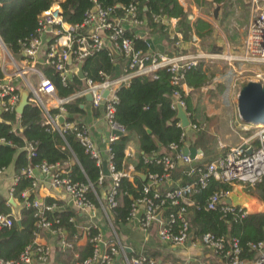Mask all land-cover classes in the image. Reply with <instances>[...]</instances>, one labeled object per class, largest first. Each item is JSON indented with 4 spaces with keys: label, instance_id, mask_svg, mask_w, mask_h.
I'll use <instances>...</instances> for the list:
<instances>
[{
    "label": "built area",
    "instance_id": "obj_1",
    "mask_svg": "<svg viewBox=\"0 0 264 264\" xmlns=\"http://www.w3.org/2000/svg\"><path fill=\"white\" fill-rule=\"evenodd\" d=\"M63 0H54L52 5L46 11L40 13L37 18V26L32 36L21 42L20 58L16 59L9 55L12 72L11 76L21 77L25 74L32 73L35 78V85L28 84L31 90V102L40 105L44 110L43 125L51 126L60 134L67 130H72L75 137L82 146L84 152L95 160L97 166L101 167L103 156L96 146L89 129L84 125H79L78 121H67V112L63 104L77 97L92 95V104L95 107L103 108V119L110 130L120 131L122 135L126 134L125 128L115 120V104L117 102L116 91L121 84H126L132 77L138 75H147L151 78H157L156 72L160 68H166L171 73V83L180 87L185 72L196 66L199 59L206 57L204 53H178L173 56L160 53L158 51L150 52L134 47L132 38L125 35L124 24L122 21L130 25H141L143 21L137 17L136 6L131 4L125 8V14L121 18L111 17L113 8H101L96 5L91 11H88L81 23H68L63 17V11L60 2ZM259 1L262 5H259ZM250 0V3L258 13L255 12L254 19L248 29V33L244 41L239 47L240 58L244 62H251L259 66L258 69L252 70L253 81L264 83V0ZM156 22L164 24V28L169 30L171 22L163 18H155ZM172 33V39L182 38ZM177 43V42H176ZM105 45L112 46L115 51L120 53L126 60V66L122 68L120 74L113 76L103 75V79L94 82L87 78L84 73V85L72 95L66 98H58L55 94V88L49 78L45 77L43 72L37 67L39 59L45 65L53 66L58 72L61 81L65 84L70 76L76 72L68 63L71 56L73 66L83 63L84 59L95 51H98ZM0 48L3 50L6 46L0 39ZM1 71V70H0ZM3 73V74H2ZM0 76V113L12 112L19 102V93L15 92V86L10 82V76L1 71ZM108 91V95L104 97V92ZM43 96L49 100H54V107L59 112L52 116ZM180 105L185 110V103L180 98L178 91L173 93L172 108ZM17 114V113H16ZM17 116H20L17 114ZM64 118L62 125L58 124V119ZM180 125V123H179ZM253 131L247 138L237 142L229 147L222 155L213 161L206 163L204 170H201L199 179L193 185H179L164 193L153 188V184L159 183L169 175L167 172L152 173L148 180L150 183L143 187V195L138 197L131 203L127 221L138 220L139 225L144 231H147L152 225L157 224V234L162 242H166L175 247L182 246L189 239L190 231V199L194 192H199L200 188L207 185L208 179H214L232 184H240L243 187H254L261 183L264 179V124L249 125L243 124V130ZM197 129L195 124H190L187 129ZM186 136V130L181 135L180 140L183 141ZM119 136H111V142ZM4 139H0V143H4ZM172 151L177 152L174 158L169 155L163 156L161 159L155 160L158 166H169L177 159L189 161L188 156L184 157L180 152L179 144L172 142L169 145ZM28 157L33 155L34 147L31 143L25 145ZM110 147L108 148L107 168L109 176L112 179L106 190L104 201L98 203V206L88 197V192L94 190L92 184H83L73 182L69 176L68 164L55 163L49 164L45 161L40 164L28 165L21 173L32 179L30 190L22 193L23 197L28 198L34 193V189L39 182L38 173L47 178L48 184L52 189H61L69 202L82 214L94 213L95 208H101L109 212V216L113 217L112 209L117 206V188L120 178V172L115 170L110 155ZM196 157V155H195ZM194 157V158H195ZM6 167L0 168V175L4 173ZM99 179L102 178V172ZM125 178V177H124ZM19 177L14 176L13 183L9 188V197L13 196L14 185ZM98 179V180H99ZM98 182V181H97ZM99 184V182L97 183ZM153 190V191H152ZM150 192L152 194L150 195ZM228 191H216L208 199L206 208L215 210L221 207L224 213H234L238 210L241 216L248 212L240 207L232 204L224 203V199ZM168 201L169 205H166ZM26 205H32L37 208L35 217L37 218V230L34 232L35 237L42 230L51 232H61L63 228L53 227L52 221L48 220L44 213L54 210L55 203L48 205L34 199L32 202L27 201ZM194 206V205H193ZM166 207L173 208L171 212L166 214ZM194 208V207H193ZM197 210V207H195ZM15 215L0 214V229L10 227ZM75 218L71 217L70 221L74 222ZM56 223L59 221L56 219ZM111 223V221H110ZM178 224V229L174 230ZM96 229L92 226L86 228L87 240L93 244L92 254L82 262L76 264H114L116 257L120 256L123 264H159L156 258L149 256L145 252L128 253L126 246L120 242L111 240L104 241L100 234L90 235V230ZM194 239L203 249L204 256L199 264H264V238L257 241H249L246 244V250L241 246L239 239L230 240V246L225 249V239L216 238L210 233L197 230L194 232ZM66 243V242H65ZM66 246L71 247L70 243ZM251 253L252 256L244 257V253ZM50 250L47 246L36 243L25 247L17 260H3L0 258V264H44L49 256ZM77 259L78 256H75Z\"/></svg>",
    "mask_w": 264,
    "mask_h": 264
},
{
    "label": "trees",
    "instance_id": "obj_2",
    "mask_svg": "<svg viewBox=\"0 0 264 264\" xmlns=\"http://www.w3.org/2000/svg\"><path fill=\"white\" fill-rule=\"evenodd\" d=\"M195 1L198 2V0ZM226 1L210 0L212 4L218 6ZM53 2L54 0H0V39L14 58H20L21 42L32 36L37 26L38 15L49 9ZM131 4L136 6L138 19L143 21V24L137 26L127 27L126 22L123 25L125 35L132 38L135 48L149 50L145 39L139 36L136 29L143 31L148 38L159 33L167 44L176 41V39L171 38L169 30L164 28V24L156 22L155 18H163V13H167L171 17L183 18L186 14L178 0H63L60 2V7L63 11V17L68 23L78 24L83 21L86 13L96 5L101 8H113L111 17L121 18L125 14V8ZM181 25L183 28L185 26L183 40H189L187 38L191 32L202 39L213 31L212 25L200 18L185 24L183 21ZM178 53L165 54L173 56ZM122 58L125 60L122 55L115 60L109 47L105 45L86 57L82 63V68L87 78L99 82L103 79L101 74L110 75L114 70V64L122 62ZM126 63L125 60V66ZM71 66L73 64L68 65V67ZM37 67L53 83L58 98H66L84 85V80H81L76 73H73L72 78L64 84L53 66L38 63ZM225 67L226 64L219 67L217 62L201 58L196 66L185 72L180 87L171 83V73L166 68L157 70V78L138 75L132 77L126 84H121L116 91L115 120L125 128L126 134L114 139L109 145L115 170L119 172L126 167L125 150L131 139L135 140L139 149L134 164L136 169L158 166L155 164V160L166 155L174 158L175 153L169 148V145L175 142L181 148L183 141L180 138L184 132L176 118L177 109L172 108L174 91L179 92L180 98L185 103V110L191 124L196 125L198 145L204 147L205 155H210L211 151L206 149V145H213L215 140L202 130L203 125L191 115L193 110L191 93L186 95L182 86L186 84L191 91H197L217 73H225L227 70ZM15 92L19 93L17 88H15ZM84 101L85 96H81L63 104L69 115L67 121L76 122L74 117L84 114V110L80 108ZM58 112L57 108L49 109L52 116ZM44 119L43 108L35 102L26 106L20 116H17L15 111L0 113V139L5 140L4 143H0V168L14 165L19 179L14 185L13 197L22 204L17 212L20 227L15 219L10 227L0 229V258L3 260H17L25 247L33 244L35 239L37 208L25 204L27 201L32 202L35 199V194H30L28 198L22 196V193L30 190L32 186V179L21 173L28 165L40 164L43 161L49 164L66 162L69 176L73 182L90 183L97 191L96 182L101 175V167L97 166L95 160L84 152L72 130L60 134L51 126L43 125ZM253 129L251 126V130L247 131L248 134ZM147 130H150V133ZM27 143H31L34 147L33 155L30 157L25 150ZM130 161L134 162V159ZM201 170H204V167L186 172V184L193 185L196 183ZM146 184L147 182L138 176L132 179L122 178L119 180L116 196L117 206L112 209L113 222L116 226L127 222L131 203L143 195L142 190ZM230 188L229 184L211 177L208 179L207 185L202 189L200 188L199 192H194L192 197L197 206V214L204 232L210 233L216 238L225 239L226 250L233 238L239 239L241 246L246 250L247 242L264 238V211L241 216L238 210H235L234 213H224L221 207L215 210L206 208L207 201L214 192L228 191ZM247 190L264 201V179L261 183L249 187ZM151 194L152 192H150ZM88 197L98 206L97 197L92 191L88 192ZM43 203L48 205L55 203L56 208L45 212L44 216L52 221L53 227L63 228L68 239H73L77 229L70 218L76 216V213L68 206L60 208L63 202L59 200L45 198ZM166 205H169L168 201ZM12 208L10 204H7V198L0 193V214L14 215ZM166 209V214L173 210L170 207H166ZM56 219L59 223L55 222ZM177 229L178 224L175 225L174 230ZM94 234H96L95 229L90 230V235ZM92 252L93 244L87 242L85 253H80L81 256L73 261V264L82 262ZM155 255L156 253H154Z\"/></svg>",
    "mask_w": 264,
    "mask_h": 264
},
{
    "label": "crops",
    "instance_id": "obj_3",
    "mask_svg": "<svg viewBox=\"0 0 264 264\" xmlns=\"http://www.w3.org/2000/svg\"><path fill=\"white\" fill-rule=\"evenodd\" d=\"M178 1L182 5L183 11L186 15L183 16V18L180 17V19L168 16L167 13H163V19L167 21L170 20L169 22H171V26L169 27V29L171 28L172 32L177 33L176 35L182 38H178L176 41H173L172 44H167L163 37L159 35V33H156L154 37H151L155 44H161L163 46L164 54H173L176 52L191 53L194 49H197L199 40L193 32H191V35L187 38L189 40H183L185 26L183 28L181 23L183 21L184 24L186 22H194L197 18H200L210 23L211 25H214V23L218 21V18H220L222 6L228 2L227 0L224 4L221 3L220 6H218L212 4L210 0H205L212 5L211 11H208L203 5V0H198V2H196L195 0ZM124 22L126 21H122L123 24ZM130 26V24L127 25V27ZM136 32H139V34L144 33L143 31H139V29H136ZM145 38L148 37H146L145 35L144 39ZM9 55H11V53L7 48H5L4 50L0 48V70L4 73H6L7 70V75L10 76V82L15 86V88L18 89V91L19 87L22 85H25L27 87L28 84L33 85L36 80L32 73L25 74L21 77L11 76L13 73H11L12 65ZM120 57L121 54L118 53V57L115 58V60ZM70 65H72V62L70 63ZM114 65L115 66L114 70L112 71V75L116 76L120 74L122 68L125 67V60H123L122 58V62H116ZM71 68L76 70L75 73L77 74V65L71 66ZM223 74L225 73H217L211 79L212 81H208L205 86L201 87L197 91H191L186 84L182 86L186 95H188L189 92L191 93V101L193 106L191 115L196 119L197 122L203 125V127H201L202 130L211 135L215 140L213 145H206V149L211 151L210 155H205L203 151L204 147L202 145H198V132L196 131V129L189 128L185 129L186 136L183 140L180 152L183 155V148L194 147L197 149L196 157L194 159L186 161L181 158L175 160L174 163L169 166H154L136 169L134 164L137 160L139 149L135 140L131 139L125 150L127 164L126 167H124V169L120 172V178L123 177V179H132L133 177L138 176L141 180H143L142 177L145 176V180L143 181H146L149 184L150 181L148 180V177L152 173L167 172L169 174L167 178L159 183L153 184L154 189L158 190L161 193H164L179 185L181 186L186 184V172L192 171L201 165L204 166L206 163L213 161L215 158L222 155L229 147L235 145L240 140L249 136L248 132L243 129L242 131L244 133H242V131H239V133H230L229 126H227V123L224 122V119L222 120V118H224V115L220 108L216 109L215 104L213 105L207 103L208 98H212L211 95L207 92V89L213 87V79L216 76ZM70 78H72V76H70ZM43 98L45 99V102L49 109L54 107V100H49L46 96H43ZM81 105H83V108L81 109L84 110V114L75 116L74 119L80 124H84L89 129L90 135L92 136L96 146L102 153L103 162H106L107 165L108 148L111 142L110 140L112 135H107V132L111 130L103 119V108L101 106L95 107L92 102H88L86 98L84 103ZM67 116L69 115L67 114ZM241 123L243 122L241 121ZM173 153L177 155V152L173 151ZM132 159H134V162L130 161ZM101 172L102 178L98 180L99 184H97L98 182H96L97 191L95 188L92 191L95 197H97L98 203L104 201L106 190L108 189L110 181L112 180L109 175H105L103 173L102 165ZM15 175L16 172L13 164L6 167L4 173L0 175V193L3 194L6 198H8L9 188L13 183ZM38 176L39 182L34 189L35 199L42 203L44 202L45 198L59 200L63 202L60 208L68 206L76 213V216H74V223L77 231L73 239L70 240L67 238L64 229L61 232L41 230L35 237L34 240H36V243L45 245L50 250L48 259L44 264H65L66 262L68 264H73V261L76 260L75 256H78L79 258L81 256L80 253H85V247L87 245V242H89L86 236V228L92 226L96 227V233L100 234L104 241H118L123 246L129 247L130 252L128 253L145 252L149 256L156 258L159 264H199L200 260L202 261L204 251L203 249L201 251V248L197 242V238L194 239L193 237L194 232H197V230L203 231L199 221L197 210L195 208L197 206L195 205L193 197H191L190 199L192 205L190 206L189 239L182 246L175 247L166 242H162L159 239L157 234V224L152 225L149 229H147V231H144L142 228H140L139 218L138 220L136 219L133 221L128 220L126 223H120L119 226H116L113 222V217L111 218V216H109V212L104 211L101 208H95L94 213L82 214V212L78 211L71 204V202H69L68 196H66L61 189L50 188L47 178L42 176L40 172L38 173ZM230 187V190H228V193L225 196L224 203L232 204L234 206H240L244 208L248 212V214L264 211V201H262L257 195L248 192L247 189H249V187H243L240 184H232L230 185ZM228 201H230V203H228ZM9 203L13 207L12 213L17 216L16 218L18 219L19 216L17 212L18 209L22 207V204L18 203L13 196L9 197ZM65 242L70 243L72 246H66ZM154 253H156L155 256ZM247 256L250 257L252 256V254L245 252L244 257ZM123 261L124 260H122L121 257L119 258V260H117L116 257L114 264H123ZM36 264L40 263L36 262Z\"/></svg>",
    "mask_w": 264,
    "mask_h": 264
},
{
    "label": "rangeland",
    "instance_id": "obj_4",
    "mask_svg": "<svg viewBox=\"0 0 264 264\" xmlns=\"http://www.w3.org/2000/svg\"><path fill=\"white\" fill-rule=\"evenodd\" d=\"M203 5L211 11L212 5L208 1H204ZM259 5H262L261 1ZM255 12L258 13L250 0H228L222 6L220 18L212 24V33L202 39L198 37L199 45L193 50V53H204L205 59L217 62L219 67L226 64L225 74L216 76L213 87L207 89L212 97L208 98L207 103L220 108L224 115L222 120L229 126L230 133L242 131L243 123L237 113V95L240 88L253 79L252 70L259 68L257 64L244 62L239 53Z\"/></svg>",
    "mask_w": 264,
    "mask_h": 264
},
{
    "label": "water",
    "instance_id": "obj_5",
    "mask_svg": "<svg viewBox=\"0 0 264 264\" xmlns=\"http://www.w3.org/2000/svg\"><path fill=\"white\" fill-rule=\"evenodd\" d=\"M172 29H169V34H172ZM141 38L145 37V33L139 34ZM145 42L149 48L150 52L158 51L160 53H164V48L161 44H155L151 38H145ZM4 44V43H3ZM109 50L113 56V58L118 57V53L115 51V49L112 46H108ZM39 62H42V59H39ZM68 63H71V56L68 58ZM77 75L84 79V72L82 68V63L77 65ZM31 90L25 86L22 85L19 87V102L15 108V112L18 115H21L25 109L26 106L30 105L31 103ZM108 95V91L104 92V97ZM85 98L88 102H92V95L86 94ZM80 108H83V105H80ZM177 115L176 118L180 122V126L183 129H187L190 125V120L187 116L186 111L184 108H182L180 105H177ZM237 111L240 120L244 124L249 125H263L264 124V83L258 82V81H248L246 82L239 90L237 95ZM64 123V118L60 117L58 119V124L62 125ZM148 133H150V130H147ZM107 135H116V136H122V133L120 131H109L107 132ZM197 153L196 148H183V156H188L190 159H194L195 155ZM102 170L105 175H109V172L107 170L106 162L102 163ZM143 180H145V176L142 177ZM150 183V182H149ZM230 203V201H228ZM141 212H139L138 218H140ZM18 226L20 227V221H17ZM127 252H130L129 248H126ZM120 256L117 257V260H119Z\"/></svg>",
    "mask_w": 264,
    "mask_h": 264
}]
</instances>
